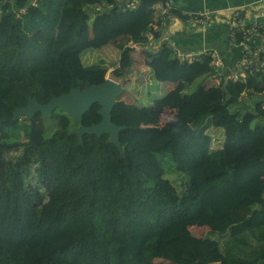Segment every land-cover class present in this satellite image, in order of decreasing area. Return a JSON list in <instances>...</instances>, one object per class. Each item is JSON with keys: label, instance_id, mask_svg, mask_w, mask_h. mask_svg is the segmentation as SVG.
Listing matches in <instances>:
<instances>
[{"label": "trees", "instance_id": "1", "mask_svg": "<svg viewBox=\"0 0 264 264\" xmlns=\"http://www.w3.org/2000/svg\"><path fill=\"white\" fill-rule=\"evenodd\" d=\"M123 4L0 0V264H264V100L241 109L245 95L264 91L257 70L264 53L243 77L240 62L225 71L213 53L179 59L171 36L144 50L155 81L175 87L149 105L117 101L112 121L125 126L124 153L109 133H86L83 144L69 134L101 120L98 102L80 124L59 107L46 118L39 111L14 117L28 96L47 103L103 82L104 61L85 65L86 49L123 38L112 70L123 78L135 63L130 42L160 40L175 20L191 24L170 0ZM236 36L235 43L244 40L243 32ZM176 110L190 122L186 136L178 122L158 124L163 111ZM211 127L224 132L221 148L212 147ZM19 128L26 140L8 142ZM199 133L196 154L191 142ZM166 157L174 166H163ZM167 165L182 175L180 187L165 177ZM193 226L208 233L193 235Z\"/></svg>", "mask_w": 264, "mask_h": 264}, {"label": "crops", "instance_id": "2", "mask_svg": "<svg viewBox=\"0 0 264 264\" xmlns=\"http://www.w3.org/2000/svg\"><path fill=\"white\" fill-rule=\"evenodd\" d=\"M172 5L180 9L184 15H188L191 12L211 10L213 11L211 21L203 25H195L194 23H182L179 21H173L172 31L170 25L164 31V35L160 40H154L157 46L158 42L170 39V36L175 39V42L184 49H194L202 46H210L213 48L216 54L220 57V61L225 66V71L230 70L233 66L241 63V52L246 43L243 41L239 44L235 43V37L232 39L229 35L232 15L234 12L244 15L249 20H256L264 22V0H170ZM160 4L155 6L157 11L155 12V18L159 14ZM154 18V20H155ZM167 26V25H166ZM165 26V27H166ZM158 31V30H157ZM159 32V31H158ZM244 34V33H243ZM245 39V34H244ZM247 44L254 50L256 48L264 49V40L261 38H251ZM195 48V49H197ZM211 48V49H212ZM208 83L219 82L214 77H209L206 80ZM168 89L171 90L175 87L174 83L167 82ZM168 90V91H169ZM256 99L264 100V91L259 94L250 93L244 96L241 109L243 111L251 110ZM169 110V108H166ZM164 112V111H163ZM213 128V127H212ZM220 131V130H218ZM221 132V131H220ZM213 136V133L210 132ZM223 134L221 132V139L219 146L222 147L224 141ZM214 147V146H213Z\"/></svg>", "mask_w": 264, "mask_h": 264}, {"label": "rangeland", "instance_id": "3", "mask_svg": "<svg viewBox=\"0 0 264 264\" xmlns=\"http://www.w3.org/2000/svg\"><path fill=\"white\" fill-rule=\"evenodd\" d=\"M97 8L98 7L95 6V9L92 12H90V21H89L90 25H92L93 21L98 17V12L96 11ZM156 11L157 9L155 10V12ZM122 40L123 38H119L116 41H113L110 44H107L103 47L86 49L81 54L82 61L85 65H90V64L98 63L100 61H104L105 66L108 70L106 73V77L116 80L122 85L123 92L119 96L118 100H123L129 104H136L140 106L152 104L154 100L163 97L166 94V92L169 90L167 86V82L157 83L155 81L150 68L147 67V65L145 64L144 50L154 49V47L156 46L150 44L142 46L130 42L129 45L135 48V51L133 53L135 60L134 66L128 71V74L125 77L117 78L113 75L112 70L118 66V61L121 53L120 44ZM259 69L260 68H257V70ZM260 71L264 73V69H261ZM228 74L231 75V73ZM205 84L207 85V83ZM196 85L197 82L189 84L185 92H191ZM179 114L180 112H178L177 110L170 112L164 111L160 115V120L158 124L161 126H165L170 122H178L181 125V127H183L184 135L186 136L187 134L186 127L187 128L190 127L189 124L190 122L188 120L182 119L181 116H179ZM19 116H21L20 118H23L26 115H19ZM253 124H256V121ZM209 129L214 136L212 141V147L214 146L213 148L216 149L220 143L221 132L223 134V137H224V132L221 128H217V127H213V128L211 127ZM218 130H220L221 132ZM207 133H209V130H207ZM200 136L201 134L199 133V137H197L196 141L191 142L192 150L196 154L199 152ZM25 140H26V134L24 133L23 129L19 128L15 131V133L11 135L8 142L21 143L24 142ZM10 153H12L10 155H16L18 153V150H12L10 151ZM167 163L173 165V162L166 157L163 161V166H165ZM166 168H167V173L165 174V177L172 180L177 187H180L182 181L181 179L182 175L169 165H167ZM30 182L35 184V178L33 176L30 178ZM190 231L193 235L202 236L208 233V227L193 226V228H190Z\"/></svg>", "mask_w": 264, "mask_h": 264}, {"label": "water", "instance_id": "4", "mask_svg": "<svg viewBox=\"0 0 264 264\" xmlns=\"http://www.w3.org/2000/svg\"><path fill=\"white\" fill-rule=\"evenodd\" d=\"M122 92V85L118 81L106 77L100 84H92L85 90L73 87L68 93L52 97L47 103H41L35 97L28 96L27 105L17 107L14 117L26 115L30 118L39 111L42 117L46 118L51 116L52 110L59 107L69 113L76 124H80L83 114L90 109L93 103L98 102L101 104L99 109L101 120L90 126L81 124L73 128L69 134H76L80 144H83V135L86 133H94L98 136L109 133V142L114 143L121 153H124L119 140V132L125 126L112 121V109Z\"/></svg>", "mask_w": 264, "mask_h": 264}, {"label": "built area", "instance_id": "5", "mask_svg": "<svg viewBox=\"0 0 264 264\" xmlns=\"http://www.w3.org/2000/svg\"><path fill=\"white\" fill-rule=\"evenodd\" d=\"M124 2L123 10L126 8H131L136 5L138 0H120ZM190 23H194L195 25H207L212 19V12L209 10H204L200 12H193L190 15ZM238 32H243L245 34V39L243 43H246L242 52H241V67H240V75L245 76L244 69L251 68L250 63L252 62L253 58H259L261 53H264L263 48H256L255 50L250 47L247 42L250 41L251 38H261L264 40V22L256 21V20H249L244 15L238 13V11L234 12L232 15V21L230 26L229 35L232 39L236 37ZM175 54L182 60H190L195 61L201 59L204 55L212 54L213 56L217 55L211 48L206 46H202L195 50H186L183 51L180 47H178L174 43ZM221 61L217 58L214 60L215 67L221 66ZM264 69V60L262 64L258 67ZM229 77L237 78L236 73H232Z\"/></svg>", "mask_w": 264, "mask_h": 264}, {"label": "clouds", "instance_id": "6", "mask_svg": "<svg viewBox=\"0 0 264 264\" xmlns=\"http://www.w3.org/2000/svg\"><path fill=\"white\" fill-rule=\"evenodd\" d=\"M137 3H138V2H137ZM137 3H136V4H137ZM135 6H136V5H135ZM131 8H132V7H131ZM203 11H204V10H203ZM195 12H200V11H195ZM191 13H193V12H191ZM191 13H189L188 16H190ZM163 41H164V40H163ZM132 43H133V42H132ZM133 44H135V43H133ZM150 45H155V43H154V42H153V43H150ZM155 46H156V45H155ZM177 46L180 47L178 44H177ZM132 47H133V46H132ZM154 48H156V47H154ZM180 48H181V49H184V48H182V47H180ZM199 48H200V47H199ZM197 49H198V48H197ZM187 50H188V49H187ZM191 50H192V49H191ZM171 83H172V82H171Z\"/></svg>", "mask_w": 264, "mask_h": 264}]
</instances>
